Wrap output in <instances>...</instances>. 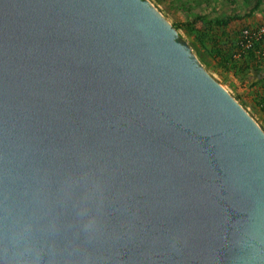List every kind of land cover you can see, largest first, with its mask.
Instances as JSON below:
<instances>
[{
    "label": "water",
    "instance_id": "water-1",
    "mask_svg": "<svg viewBox=\"0 0 264 264\" xmlns=\"http://www.w3.org/2000/svg\"><path fill=\"white\" fill-rule=\"evenodd\" d=\"M29 221L59 264H264V129L149 0H0V264Z\"/></svg>",
    "mask_w": 264,
    "mask_h": 264
},
{
    "label": "rangeland",
    "instance_id": "rangeland-1",
    "mask_svg": "<svg viewBox=\"0 0 264 264\" xmlns=\"http://www.w3.org/2000/svg\"><path fill=\"white\" fill-rule=\"evenodd\" d=\"M165 18L178 30L200 59L207 71L216 78L254 119L264 128V51L260 62L244 57L232 62L235 67H223L210 55L208 49H200L197 40L181 24L196 16L223 19L232 16L228 26L219 27L215 34L222 32L235 36L241 31H257L264 26V0H149ZM264 50V46H263ZM248 60L253 61L248 62Z\"/></svg>",
    "mask_w": 264,
    "mask_h": 264
},
{
    "label": "trees",
    "instance_id": "trees-1",
    "mask_svg": "<svg viewBox=\"0 0 264 264\" xmlns=\"http://www.w3.org/2000/svg\"><path fill=\"white\" fill-rule=\"evenodd\" d=\"M232 18V16H228L223 19H218L199 15L191 21L183 22L180 27L185 29L197 40L200 49H208L213 59L215 61L217 60L218 64L223 67H229L228 64H230L231 67H235L236 64H231L233 61L240 62V59L247 56L252 60L255 59V61L260 62L261 60L258 52L264 51V36L259 38L254 36L247 38L244 36L243 31L235 36L227 35L225 32H222L220 36L215 34L219 27L228 26ZM248 39H251L249 47H247ZM249 58H246V60L249 63H253V61L248 60ZM262 109L264 111V106H262Z\"/></svg>",
    "mask_w": 264,
    "mask_h": 264
},
{
    "label": "clouds",
    "instance_id": "clouds-1",
    "mask_svg": "<svg viewBox=\"0 0 264 264\" xmlns=\"http://www.w3.org/2000/svg\"><path fill=\"white\" fill-rule=\"evenodd\" d=\"M55 230L56 225L53 224ZM99 222L96 217H89L83 224V231L91 238L98 230ZM14 252L11 257H7L6 264H59L60 256L56 246H48L46 242H41L34 234V223L29 221L24 224H17L10 237ZM5 254L7 256L8 244H5ZM45 253L49 259L45 261Z\"/></svg>",
    "mask_w": 264,
    "mask_h": 264
},
{
    "label": "built area",
    "instance_id": "built-area-1",
    "mask_svg": "<svg viewBox=\"0 0 264 264\" xmlns=\"http://www.w3.org/2000/svg\"><path fill=\"white\" fill-rule=\"evenodd\" d=\"M243 34L247 38H251L252 36H254L256 38L262 37V36H264V26L260 27L257 31H254V32L249 31V30H244ZM250 44H251V39H248L247 47H249ZM258 54L261 55V52H258Z\"/></svg>",
    "mask_w": 264,
    "mask_h": 264
}]
</instances>
